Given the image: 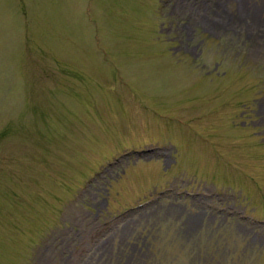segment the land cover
Masks as SVG:
<instances>
[{
    "label": "rangeland",
    "instance_id": "rangeland-1",
    "mask_svg": "<svg viewBox=\"0 0 264 264\" xmlns=\"http://www.w3.org/2000/svg\"><path fill=\"white\" fill-rule=\"evenodd\" d=\"M0 264H264V0H0Z\"/></svg>",
    "mask_w": 264,
    "mask_h": 264
},
{
    "label": "bare ground",
    "instance_id": "bare-ground-1",
    "mask_svg": "<svg viewBox=\"0 0 264 264\" xmlns=\"http://www.w3.org/2000/svg\"><path fill=\"white\" fill-rule=\"evenodd\" d=\"M194 16V15H193ZM192 17V16H191Z\"/></svg>",
    "mask_w": 264,
    "mask_h": 264
}]
</instances>
